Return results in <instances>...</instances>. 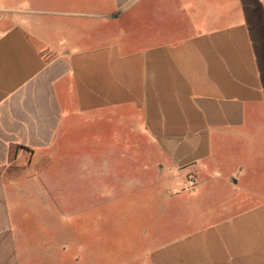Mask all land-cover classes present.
Instances as JSON below:
<instances>
[{
	"label": "crops",
	"instance_id": "obj_1",
	"mask_svg": "<svg viewBox=\"0 0 264 264\" xmlns=\"http://www.w3.org/2000/svg\"><path fill=\"white\" fill-rule=\"evenodd\" d=\"M130 195L139 264H264V0H0V264H112Z\"/></svg>",
	"mask_w": 264,
	"mask_h": 264
},
{
	"label": "rangeland",
	"instance_id": "obj_2",
	"mask_svg": "<svg viewBox=\"0 0 264 264\" xmlns=\"http://www.w3.org/2000/svg\"><path fill=\"white\" fill-rule=\"evenodd\" d=\"M149 192L146 191V193ZM104 193L105 191L102 195ZM100 195L98 191V198ZM150 205L146 201V197L144 201H133L131 195L124 198L123 201L118 198L116 202L98 204L95 215L91 219V230L95 232L91 235V246L96 248L98 253H106L109 261V257L112 255V264H139L140 258L137 257V254L131 253L135 249L131 247L151 246L158 241V239L156 241L151 238L152 234L159 233L160 237L164 232L173 233L180 224L171 220L173 215L171 216L169 213L173 206L166 203L159 206L162 212L164 211V214L161 215V222L153 223V226L151 224L149 227V223H143L141 217L144 214L148 215L147 209ZM156 206L158 208V205ZM196 225L197 223L192 226ZM136 241H138V245H136ZM110 248H112V252ZM128 249L132 250L128 251Z\"/></svg>",
	"mask_w": 264,
	"mask_h": 264
}]
</instances>
